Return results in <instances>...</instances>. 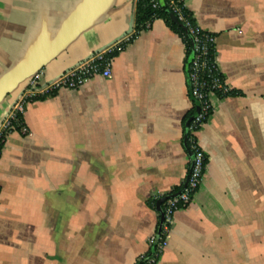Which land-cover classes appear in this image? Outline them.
Instances as JSON below:
<instances>
[{"label": "crops", "instance_id": "0c3cea01", "mask_svg": "<svg viewBox=\"0 0 264 264\" xmlns=\"http://www.w3.org/2000/svg\"><path fill=\"white\" fill-rule=\"evenodd\" d=\"M183 6L215 36L234 96L213 98L195 134L203 181L157 264H264V0ZM134 12L133 0H0V78L69 30L40 71L50 81L117 43ZM185 58L181 39L154 20L113 57L111 79L27 106L28 135L11 133L0 152V264H135L146 253L150 203L189 166ZM22 87L0 102V123Z\"/></svg>", "mask_w": 264, "mask_h": 264}, {"label": "built area", "instance_id": "2783aa9c", "mask_svg": "<svg viewBox=\"0 0 264 264\" xmlns=\"http://www.w3.org/2000/svg\"><path fill=\"white\" fill-rule=\"evenodd\" d=\"M137 1L133 0L134 4ZM166 2L168 8L176 14L177 20L189 28L194 38L191 55L187 57L184 66L187 93L197 108V114L188 128L190 151L193 153V167L189 173L191 165L189 159L186 176L179 186L181 188L179 195L168 198L161 205V212L156 210L155 204L163 196L153 198V202H155L153 209L157 216L156 228L154 233L147 239V252L140 255L135 264H157L159 262L173 228L174 215L189 206L203 181L207 157L197 145L195 134L206 123L212 113L211 100L213 98L219 99L218 95L226 96L231 92L225 84L215 61V36L207 31L200 30L196 24L190 23L193 18L185 15L183 12L184 6H180L183 0H166ZM149 4L153 10L158 9L156 0H149ZM152 22L146 21L143 25L144 29L141 31L149 30ZM140 32L135 33L132 28L131 33L121 38L114 45L90 55L87 59L63 71L50 81H44L40 71L30 76L24 82L20 93L0 123V144L4 143L5 138L11 133H17L16 129H18L20 135H28V130L24 126L23 120L20 119L23 118L24 111L29 104L53 97L61 90L76 91L95 77L111 79L112 54L121 51ZM161 218L162 221L160 222Z\"/></svg>", "mask_w": 264, "mask_h": 264}, {"label": "trees", "instance_id": "16d2710c", "mask_svg": "<svg viewBox=\"0 0 264 264\" xmlns=\"http://www.w3.org/2000/svg\"><path fill=\"white\" fill-rule=\"evenodd\" d=\"M157 4H158V9L157 10H153L151 8L150 4H149V0H138L135 3L134 27H133L134 32L138 33L142 29H144L143 25H144V23L146 21L152 22V21L158 20V19L162 20L165 23V25L174 34H176L181 39L182 43L185 45V47H186L185 62H186L187 61V57H189L191 55V49L193 48L194 38H193L192 34L190 33L189 28H187L184 23L179 22L177 20L176 14H174L168 8L166 0H162V3H159L157 1ZM180 6L183 7V3H181ZM183 9H184V7H183ZM183 12H184L185 15L191 16L190 13L187 12L185 9H184ZM172 18H175L177 23L172 22ZM191 18H192V16H191ZM190 23L191 24H195V22L192 19H191ZM116 55H117V52H114L112 54L113 57H115ZM229 96H234V93L230 92L226 96L218 95L219 99H224V98L229 97ZM188 97H189V95H188ZM190 101H191V99H190ZM191 103H192V107L187 112V114L184 116L183 121H182V123H183V138H182V140L184 141V138L186 136L185 146H183L186 153L188 151H190V145H189L190 133L188 131V128L191 125V122H192L193 118L197 114L196 104L193 101H191ZM20 120H23V118L21 117ZM16 131L18 133V129H16ZM3 145H4V143L0 144V152H1V149H2ZM206 164H207V162H206ZM180 190H181V188L177 187L172 192H170L168 195L169 196L170 195H174V194L180 192ZM168 195H166V196H168ZM154 204H155V202H151L150 203V205L152 207L154 206Z\"/></svg>", "mask_w": 264, "mask_h": 264}, {"label": "water", "instance_id": "95a60500", "mask_svg": "<svg viewBox=\"0 0 264 264\" xmlns=\"http://www.w3.org/2000/svg\"><path fill=\"white\" fill-rule=\"evenodd\" d=\"M172 22L177 23L175 18H172ZM133 28V22L131 21V25L129 31L123 35L126 36L127 34L131 33ZM71 31L64 32L53 48L50 51H37L33 55H31L28 59H26L21 64L17 65L5 75L0 78V102L8 96L13 90L19 87L33 74L36 72L41 71V69L50 61V59L54 56V54L64 45V43L71 37ZM122 37V38H123ZM8 112V111H7ZM7 114V113H6ZM5 114V116H6ZM4 116V117H5ZM3 117V118H4ZM187 127V126H186ZM186 136L183 141V146H185ZM188 158L191 160V165L189 168V173L193 167V153L191 151L187 152ZM180 192L170 195V196H163L156 201L155 208L158 212H161V205L168 199L179 195ZM162 221V218L160 222Z\"/></svg>", "mask_w": 264, "mask_h": 264}, {"label": "rangeland", "instance_id": "374dc122", "mask_svg": "<svg viewBox=\"0 0 264 264\" xmlns=\"http://www.w3.org/2000/svg\"><path fill=\"white\" fill-rule=\"evenodd\" d=\"M147 252V251H146Z\"/></svg>", "mask_w": 264, "mask_h": 264}]
</instances>
